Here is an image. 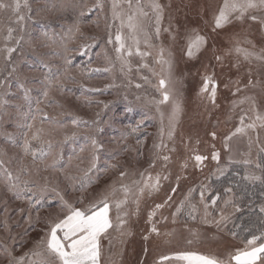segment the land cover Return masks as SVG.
<instances>
[{
	"label": "rangeland",
	"instance_id": "rangeland-1",
	"mask_svg": "<svg viewBox=\"0 0 264 264\" xmlns=\"http://www.w3.org/2000/svg\"><path fill=\"white\" fill-rule=\"evenodd\" d=\"M56 1L60 2L61 6L56 11L52 10L55 12L53 13L51 10H47L44 2L39 0H27V7L24 6L25 0H20V14L25 18L19 24L10 10L0 12V48L10 45V42H12L10 46L15 45V40L6 41L4 39L7 36L8 28L13 29V37L25 36V40H21L17 49L28 47L30 38L26 35L25 28L32 31L39 25V21L43 17L52 19L54 15H63L67 11L66 6L74 0ZM6 2H12V0H6ZM95 2L96 0H83L80 10L83 4H87L91 8ZM101 2L104 5L103 11L99 8L91 12L85 9L89 22L84 26L76 27L72 44L79 48L86 46L83 49L90 50L89 57L92 58L89 66L101 69V71H96L98 77L88 81L86 79L82 81L81 75L75 73L76 86H84L85 90L88 89L91 92L92 97L83 99L82 103H75L72 97L61 95V104L49 107L46 110L47 114L54 116V121L61 122L64 116L65 118L79 117L89 121L90 128L78 129L75 132L76 136H90L93 133L94 125H96V129L104 125L114 130L116 134H123L128 130L132 133V129L140 124V128L135 133L146 135L144 136L142 158H137L132 152L122 153L121 147L125 144L132 145V141L119 139V135L110 140L106 137L108 140L98 141L104 145L103 149L99 151L104 156H112L110 157L112 164H118L120 169L127 168L129 172H136L137 179L139 178L138 174L145 170L153 177L157 173L169 175L167 180L160 181L159 191L153 192L151 196L145 195L141 198L138 212L131 198L127 205L122 206L129 211L126 228L130 234L121 237L118 232H112L111 246L109 239L103 240V264H137L138 261L141 264H154L160 255L171 254L177 250L223 254L236 246H242L230 232L233 218L239 213V210L231 205L225 206L222 201L227 196L223 197L217 201L216 206L209 208L211 215L207 217L208 222L205 223L204 207L200 202V187L202 185L208 187V191L205 192L206 200L215 198L210 187L212 176L219 174L217 168L225 169L226 166L233 164H243L245 172L261 175V169L256 165L258 163L264 165V151H261L264 149V127H261L260 121L256 120V115L257 113L264 115V59L256 57L264 56V25L245 18L243 21L233 20L224 27L214 30V16L223 5L224 0H156L163 6L161 32L158 37L154 35L153 21L148 25L150 33L153 34V47L145 48L143 43L140 44L141 51H148L151 55L145 57L144 60L133 55L129 58L131 71H128L127 67L121 71V63L116 60L114 45L107 43L109 35L114 41L115 33L119 28V21L115 23L112 21L113 0H101ZM117 3L120 5V9L127 14L129 10L124 0H117ZM135 3L136 0H133V5ZM140 3L145 10L149 11V19H151L150 4L152 0H140ZM51 12L52 16H50ZM256 15L264 14L256 13ZM98 23L99 26H97ZM122 32L125 36L128 35L127 28L122 29ZM194 33L205 37L207 43L200 52L189 58L186 55L187 38ZM98 38L99 41L104 38V44L97 47L94 52ZM140 39L142 41L143 37ZM128 43L131 44V41ZM36 45L38 44L33 42L32 53H36ZM237 47L246 49L252 55L245 59L242 53L236 51ZM161 48L164 50L165 58L171 60L170 77L167 66L156 63ZM133 51H135L134 48ZM217 56L220 57L219 60L216 59ZM143 63H147L156 75H153L149 68L141 67ZM1 67L2 56H0V74ZM105 68L110 70L104 71ZM145 76L148 77V82L143 79ZM161 76L169 79L168 88L172 95L168 103L159 105L160 113H163L164 143L167 147L158 150L154 148V144L160 142L158 133L161 128V117L160 113L156 111L154 101L161 99L160 92L156 88ZM206 76H211L218 85L214 102L210 99L209 94L201 92ZM249 79L256 84L255 87H245ZM11 81H14L13 75L8 78V83L0 82V98H3L7 92L8 96L13 94L17 97L19 95L17 86L13 88L9 85ZM20 82L21 80L18 81L19 88L22 86ZM136 84H140L141 87L137 88ZM238 87L240 91H237ZM93 89H99V91H93ZM137 96L140 97L139 100ZM249 97L252 99H247ZM253 100L255 104H253ZM174 102H179L181 111L177 118L174 136L169 140L166 133ZM105 104L108 105L107 108H105ZM129 109L131 110L129 111ZM7 112L5 106L0 107V127L7 117ZM107 113L110 115L105 123L101 117ZM241 117L245 118V125L255 123L256 127L254 130L246 128L244 133L232 136L227 141L226 149L225 137L231 135L240 126ZM92 121H97V123L93 124ZM212 133H215V139ZM62 139L49 138L48 140H59L60 144ZM5 142L0 138L1 151L6 149ZM213 151L219 153L218 163L211 159ZM7 154L8 151H4L3 156ZM91 154L92 149L88 146L81 152L78 160L68 162L70 166L72 165L71 169L67 168L63 172L54 171L53 173L46 171L40 174L42 187L47 183L49 188L57 187L65 195L64 182L63 185L58 184V178L68 175L77 178L82 174L84 177V170L88 169L90 165ZM163 154L170 157L166 166L162 159L157 158L155 166L149 167L154 157ZM196 154L208 157L199 167L193 159ZM245 160L249 163H243ZM100 162L105 163L104 158L100 159ZM185 162H187V167L183 168L182 165ZM117 176V171L109 169L103 178L96 181L95 187H86L83 193L80 192V196L83 195L85 203H87L102 193L111 192L109 186L117 179ZM178 176L180 179L177 182ZM45 177L48 178L47 181H45ZM130 179L131 177L126 182H130ZM174 188L175 192L172 191ZM193 189L195 191H192L189 201L185 202L181 208V203ZM229 195L233 198L232 194ZM169 196H171V200L154 217V220L157 221L155 226L160 235L157 236L155 233L149 235L151 225L147 222L148 213L152 211L155 204L164 203ZM122 198L123 193L116 192L114 199ZM65 199L70 200L68 196H65ZM190 204L195 205L197 209V212L193 213L195 219L189 218ZM177 208H181L179 213H177ZM58 212L56 211L54 216ZM221 213L227 217V221L216 224L214 219L220 220ZM110 214L115 218V208ZM174 214L176 215L175 223H173ZM6 215L7 213L0 216V221L4 222V225L0 226V243L7 245L13 251V255L19 257L32 248L34 242L43 235V227L39 225L38 230L41 231V234H37L27 246L15 252L12 249L13 244L6 242L12 223ZM40 215V222L46 223L51 218V210H44L40 212ZM161 217L167 219L164 220ZM5 222H7V229H5ZM166 233L171 234L166 235ZM145 235H149L147 241L143 239ZM190 240L191 243H189ZM145 248L148 249L147 254H145ZM0 264H8V256L4 251Z\"/></svg>",
	"mask_w": 264,
	"mask_h": 264
},
{
	"label": "snow or ice",
	"instance_id": "snow-or-ice-1",
	"mask_svg": "<svg viewBox=\"0 0 264 264\" xmlns=\"http://www.w3.org/2000/svg\"><path fill=\"white\" fill-rule=\"evenodd\" d=\"M83 3V0H82ZM124 3L128 6V12L125 14L121 9L120 5L117 3V0L112 2V21L115 23L119 21V28L115 33V39L113 41L112 36L109 35L108 44L114 45V51L116 53V60L121 63V71L125 67L128 68V71H131V66L129 64V58L133 55L139 56L141 60H144L145 57L150 56L151 53L148 51H141L140 44L143 43L145 48L153 47L152 39L153 34L150 33L148 25L154 21V35L159 36L161 32V21L163 19V6L152 0L150 4L151 9V19H149L150 13L145 10V8L140 3V0H136L135 5H133V0H124ZM25 7H27V0H25ZM99 8L103 11L104 5L101 0H96L95 4L89 8L87 4H83L80 15L85 14V9L91 12L94 9ZM21 3L20 0H12V2H6V0H0V12L5 10H10L15 18L16 22L19 24L24 20V16L20 14ZM256 13L264 14V0H224L223 5L219 9L218 13L214 16V30L220 29L225 25L231 23L233 20L243 21L245 18H248L252 21L259 22L261 25H264V15H256ZM127 28L128 35L125 36L122 32V29ZM167 31L168 29H164ZM77 31L79 29L77 28ZM13 29L8 28L7 36L4 37L6 41L15 40V45L8 46L5 45L4 48H0V56H3L5 59H10L13 52L16 51L19 47L23 37H13ZM140 37H143L141 41ZM131 41V44L128 43ZM207 43L205 37L194 33L187 38L186 46V55L189 58L194 57L202 47ZM86 47V46H82ZM133 48L135 51H133ZM238 53H242L244 58L247 59L252 53L248 52L246 49L236 48ZM257 59H264V56H258ZM217 60L220 59L219 56L216 57ZM70 63V61H69ZM156 63L167 66V71L171 73V60L165 58L163 48L160 49ZM143 68H149L147 63L141 64ZM104 71H109L110 69L105 68ZM153 72V75H156L155 71L149 68ZM93 71H101V69H93ZM143 79L148 82V77H143ZM47 81L46 89L43 92L44 101H47V106H52L55 102L49 100V91L59 86L61 92H63V84H59V78H56V83L50 77H45ZM131 83V81H129ZM169 79H166L164 76H161L156 85L157 91L160 92L161 99L155 100L156 111L160 113L159 105L168 103L171 98V91L168 88ZM255 87L256 84L249 79L248 84L245 87ZM23 87V86H21ZM137 88H140V84H136ZM218 85L214 82L211 76H206L204 78L203 87L201 88L202 93H207L210 96V99L214 102L216 96V90ZM93 91H99V89H93ZM237 91H240L239 87ZM235 94V93H234ZM139 100L140 97L137 96ZM247 99H252L251 97ZM23 100L27 105L28 111L23 113L25 121L31 119L33 123L36 120V116L32 114V104L30 102V97L28 91H24ZM44 101L37 100V112L41 115V123L47 122L49 124L53 121L47 116V114L41 113L39 105ZM8 104L6 99L0 98V107H4ZM253 104H255L253 100ZM17 108L20 106L17 105ZM108 105L105 104V108ZM131 109H129L130 111ZM181 111L179 102H174L172 105V112L169 116L168 129H167V138L171 140L175 133V126L177 123L178 115ZM99 115V114H97ZM161 117V128L158 133L160 142L154 144V148L160 150L166 148L167 145L164 143L165 129L163 126V113H160ZM256 120L260 121L261 127H264V115L257 113ZM33 123H23L19 127L26 129L22 132L23 143L21 145L22 152L24 156H31L33 160V167H36V162L39 161L43 163L46 158L50 155L52 142L50 140H44L43 134L45 129L43 127L33 131ZM72 125L75 127H80L83 125L85 128L89 127L90 122L82 120L79 117H74L72 119ZM91 123L95 124L97 121H92ZM143 123V121H141ZM255 123L245 125V118L241 117V124L235 129L231 135L225 137V148L227 149V141L239 133H244L246 128L255 129ZM140 128V124H137L135 128L132 129V133L137 132ZM97 131H102V129H97ZM31 134V135H30ZM77 133L73 132L72 137H75ZM213 138L215 139V133H212ZM68 136H65V139H68ZM33 141L36 142V145L33 144ZM86 141L89 142L92 149L91 159L89 168L84 170V178L80 179V191L83 193L85 190L89 177V174L93 169L96 168V163L99 159L98 152L103 149L104 145L99 143L94 136L86 137ZM140 143V141H137ZM47 144V148L44 145ZM38 145V146H37ZM84 149L82 148L81 151ZM174 150V149H172ZM264 151V149H261ZM162 159L165 162L170 160L169 155H157L150 162L149 167L155 166V159ZM193 159L196 162V165L199 167L204 160L208 159L207 156L196 154ZM211 159L213 161L219 162V153L216 151L212 152ZM243 163L248 164L249 161L245 160ZM59 161L54 159L50 165H47L43 170L48 171L51 168L53 171H64L63 166H59ZM183 168L187 167V162L182 165ZM257 168L261 169V175H256L254 173H245L242 177L243 180L248 181L249 183L259 182L261 188H264V165L257 164ZM109 169L115 170L118 172L117 179L112 182L109 186L111 192L102 193L99 197L94 198L93 200L85 203L83 195L73 202L68 199H65V195L60 192L57 187L49 188L46 183L42 188L39 189V195H37V185L34 182H30L27 179H21L20 174H29V170L26 168L20 169V174L13 176V173L5 167V162L0 160V170L3 171L5 182L7 184V189L10 192H14V195L17 199H28L29 204L33 203V197L35 198V203H40L49 192L51 197L54 200L59 201L60 211L56 215L46 221V227L43 229V235L40 236L38 240L34 242L32 248L27 252L23 253L19 257L13 255V251L5 245L3 251L8 256V264H103V240L109 239V245L111 246V236L112 232H118L121 237L127 236L130 233L128 232L126 225L128 223L127 217L129 216V211L127 208L122 207L129 203L131 198L132 203H135L137 212L139 210L140 200L145 195L151 196L153 192L159 191L161 187L160 181L167 180L169 175H161L157 173L153 177L150 173H147V170L140 172L139 178L137 179L136 172H129L127 168L120 169L118 164H108L104 169L108 171ZM37 174H39L40 169H36ZM226 169L217 168V173L223 175ZM130 182H126L129 181ZM45 181L48 180L47 177L44 178ZM65 179L70 181V186L75 190V181L76 177L65 176ZM180 177H177V182ZM239 187V185H237ZM175 192V188L172 189ZM192 191L190 190L188 196L185 197V201L181 203V208L184 206V203L189 201ZM208 191L207 185H202L200 187V202L204 207V222L207 223V217L211 215L209 208L217 205V201L221 199L219 195H216L215 198L206 200L205 192ZM116 192L123 193L122 199H114ZM233 192L232 187H226L224 189V194L227 196L222 202L225 206L231 205L232 207L239 210V207L233 203L232 196L228 195ZM25 193H31V197H26ZM171 200V196L168 197V200H165L164 203L155 204L152 211L148 213L147 222L151 225L149 229V235L155 233L157 236L160 235L159 230L156 228L155 224L157 221L154 220V217L157 215L158 211L164 207L168 201ZM191 212H189V218L195 219L193 213L197 212L195 205H189ZM115 208L116 215L115 218L111 216L112 209ZM181 208H177V213L180 212ZM255 211V209H252ZM22 211V210H21ZM166 220V217H161ZM258 219L261 225H264V203L259 205V215ZM222 221H227V217L221 213L220 220H215L216 224H220ZM176 222V215H173V223ZM5 229H7V222H5ZM171 233H166L170 235ZM149 235H145L143 239L147 241ZM195 235V234H194ZM231 235L239 239L242 246H236L231 250H228L223 254H214V253H201L194 250H177L171 254L160 255L159 258L154 261V264H264V227L257 229L256 232H249L248 236L240 235L236 232H232ZM14 239V238H13ZM192 241L190 240L189 243ZM145 254H147L148 249L145 248ZM141 264V262H137Z\"/></svg>",
	"mask_w": 264,
	"mask_h": 264
},
{
	"label": "trees",
	"instance_id": "trees-1",
	"mask_svg": "<svg viewBox=\"0 0 264 264\" xmlns=\"http://www.w3.org/2000/svg\"><path fill=\"white\" fill-rule=\"evenodd\" d=\"M44 2L47 6V10L59 9L61 6L56 0H39ZM81 0H74L70 5L66 6V10L63 15L53 16L51 19L43 17L39 21V25L32 31L25 28L26 35L30 38L28 47H23L16 49L12 53L10 59H5L2 56V67L0 74V82L8 83V78L13 75L14 81H11L9 85L13 88L17 86L19 95L16 97L11 94L8 96V92L3 95V99L8 101L5 105L7 112V117L0 127V138L1 141L5 142V150L8 154L3 156L4 151L0 150V160L5 162V167L13 173V176L20 174L21 168H26L29 170V174H20L21 179H27L30 182H34L37 187V195H39V189L42 188L40 174L45 173L43 169L50 165L52 160L57 159L59 161V166H63L65 169H71L69 161L78 160L81 154V149L84 150L86 147H90L86 137L88 135H79L72 137V133L78 131V129H85L83 125L80 127H75L72 125L71 118H65V116L60 121H54V116L47 114V101H44L43 92L46 89L47 81L45 77H50L54 83H56V78H59V84H63V92L60 91L59 86L52 88L49 91V100L55 103L50 107H56L61 104L60 96L72 97L73 102L82 103L83 99H88L92 97L88 89L85 90L84 86H76V75L78 73L83 78L82 81H86L91 78L98 77L96 71H93L91 66L92 58L89 57L90 50H84L83 47L79 48L73 46L72 44L75 34V29L78 25L84 26L89 22V18L86 17L87 12L82 16L79 14L81 12L80 6ZM55 13L54 11H52ZM52 12L50 16H52ZM79 14V15H78ZM99 26V23L97 24ZM104 31V30H103ZM21 37V36H19ZM23 41L25 40V36ZM44 39V40H43ZM104 39V38H103ZM96 41L97 46L94 49L96 51L97 47L104 44V40ZM33 42L37 43L35 47L37 48L36 53L31 51L34 49ZM42 42V43H41ZM12 42H10L11 45ZM8 45V46H10ZM90 45V44H89ZM90 47V46H87ZM39 50V51H38ZM93 52V53H94ZM70 61V63H69ZM21 80L20 85L23 86L19 88L18 81ZM22 83V84H21ZM28 91L30 97V102L32 104V114L36 116V120L33 123L31 119L25 121L23 113L28 111L27 105L23 100L24 91ZM101 94V91L99 92ZM109 94V93H108ZM6 96V97H4ZM19 98V99H18ZM44 101L39 105L41 113L47 114V116L57 123L49 124L47 122L41 123V115L37 112L36 101ZM17 102V103H16ZM20 107L17 108L16 106ZM109 113L104 114L101 119L108 120ZM33 123V131L43 127L45 132L43 138L52 139H62L59 144L58 141H51L52 148L50 155L46 158L43 163L39 161L36 162V167H33V160L31 156H24L21 145L23 143L22 132L26 129L19 127L23 123ZM104 123V124H105ZM65 125V127H64ZM102 131H97L96 125H94L93 133L90 136H94L97 141H106L114 138V136L119 135V139H124L125 141H132V145H123L121 147V152H132L135 153L137 158L143 157V144L145 143V137L143 134L131 133L124 131L123 134H116L111 128L101 125ZM126 126V125H125ZM90 128V127H89ZM120 133V132H119ZM115 134V135H114ZM31 135V134H30ZM68 136V139H65ZM106 137L108 139H106ZM48 139H45L46 141ZM140 141L138 143L137 141ZM86 141V142H85ZM75 143V145H74ZM36 145V142L33 141ZM38 146V145H37ZM47 148V144L44 145ZM130 147V148H129ZM129 148V149H128ZM58 151V153H57ZM56 153V155H54ZM99 159L96 163V168L92 170L86 187H95L96 181H99L107 171L104 169L108 164H112V159L99 151ZM104 158L105 163H101L100 159ZM39 168V174H37L36 169ZM226 171L223 175L217 174L211 178V193L214 196L219 195L221 198L226 197L224 194V189L226 187H232L233 192V203L239 207V213L233 218L231 224V233L236 232L240 235L248 236L249 232H256L257 229L264 227L260 224L258 219L259 215V205L264 203V188H261L259 182L249 183L242 179L245 175V166L243 164H233L225 167ZM50 172H54L51 168L48 169ZM109 171V170H108ZM60 172V171H59ZM84 178L83 174L81 177H77L75 181V190L70 186V181L65 179V176L58 178L57 183L65 185V196H68L71 201H77L80 196V179ZM239 185V187H237ZM229 195V194H228ZM26 197H31V193H25ZM33 203L29 204L28 199H17L14 192H10L7 189V184L5 182V177L3 171L0 170V216L7 213V218L12 221L11 230L9 231V236H7L6 242L13 244L12 249L15 252L21 250L22 247L27 246L29 242L35 239L37 234H41L38 230L39 225L45 229L46 223L44 221L40 222V212L44 210H51V218L54 217L56 211L59 209V201L54 200L51 197V193L47 194L40 203H35V198L33 197ZM57 209V210H56ZM252 209H255L253 211ZM22 210V211H21ZM50 218V219H51ZM4 225L3 221H0V226ZM14 238V239H13ZM239 240V239H237ZM5 244L0 243V261L2 260L3 249Z\"/></svg>",
	"mask_w": 264,
	"mask_h": 264
}]
</instances>
